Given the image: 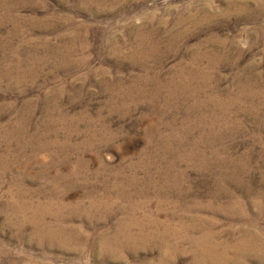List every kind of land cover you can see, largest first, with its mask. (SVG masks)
I'll return each mask as SVG.
<instances>
[{
  "label": "rangeland",
  "instance_id": "rangeland-1",
  "mask_svg": "<svg viewBox=\"0 0 264 264\" xmlns=\"http://www.w3.org/2000/svg\"><path fill=\"white\" fill-rule=\"evenodd\" d=\"M244 230L264 248V0H0V264H191Z\"/></svg>",
  "mask_w": 264,
  "mask_h": 264
},
{
  "label": "bare ground",
  "instance_id": "bare-ground-1",
  "mask_svg": "<svg viewBox=\"0 0 264 264\" xmlns=\"http://www.w3.org/2000/svg\"><path fill=\"white\" fill-rule=\"evenodd\" d=\"M10 5V4H9ZM261 12V11H260ZM206 18V17H205ZM251 19V18H250ZM197 21V20H196ZM153 50V49H152ZM152 54V53H151ZM67 55V54H66ZM70 55V54H69ZM150 55V54H149ZM198 55V54H197ZM194 56V57H192V60H194V63H191V65L190 66H192L193 68H191V69H188V70H184V71H187L186 72V74H185V76H190L189 77V79H184V80H181L180 81V83L182 82V84L183 83H188V82H190L191 83V81H193L194 79H195V77L197 78V77H202V76H204L205 77V75H207V72H206V70H202L203 72H201L197 67L199 66V55L198 56ZM223 56V55H222ZM68 57V56H67ZM65 59V58H64ZM132 59V58H131ZM214 60V59H213ZM138 62V61H137ZM212 64H214V61H212V62H210V64H209V67L210 66H212ZM75 65V64H74ZM81 65V64H80ZM219 66V65H218ZM141 67V66H140ZM208 67V66H207ZM15 68H16V66H15ZM142 68V67H141ZM182 68V67H181ZM17 69V68H16ZM200 71V72H199ZM176 72H178L177 74H179L180 72H183V70H177ZM176 74V75H177ZM208 76V75H207ZM174 79V78H173ZM173 79L172 80H170V81H164V82H161L160 84L158 83V85H155L154 86V88H153V90L154 89H161V90H164L165 91V97H167V96H169L170 95V92L169 93H166V91L167 90H170V88L171 87H173L170 91H172V90H174V88L175 87H177V85H176V81H173ZM177 80V79H176ZM198 80V79H197ZM201 80H205V79H201ZM257 80V79H256ZM152 81V80H151ZM156 82V81H155ZM202 82V84L203 83H205L206 81H201ZM240 82H241V80H240ZM133 83H134V81H133ZM177 83H179V82H177ZM179 83V84H180ZM146 84V83H145ZM214 84V83H213ZM239 84V83H238ZM107 85V84H106ZM112 85V84H111ZM188 85V84H187ZM136 86V85H135ZM142 86V85H141ZM184 86V85H183ZM212 86V85H211ZM215 86V85H214ZM243 86V85H242ZM122 88H123V86H121ZM121 88V89H122ZM139 88V87H138ZM150 88V87H149ZM148 88V89H149ZM164 88V89H163ZM240 88V87H239ZM241 88H244V86L243 87H241ZM114 89V88H113ZM129 89H132V87L131 88H128V90ZM141 89H142V87H141ZM140 89V90H141ZM144 89V88H143ZM181 89V88H180ZM183 89V88H182ZM245 90H243V91H246V92H251V93H253V94H255V95H258L257 93H256V90H254L253 91V89H251V90H248L247 91V89L246 88H244ZM176 90V89H175ZM241 90V89H240ZM182 91V90H181ZM196 91H197V89H194L193 91H189L190 92V97L194 94V93H196ZM106 92V91H105ZM115 92V91H114ZM116 92H118V91H116ZM143 92V91H142ZM144 92H147L148 93V91L145 89L144 90ZM198 92V91H197ZM237 92V91H236ZM174 93H178V92H174ZM188 93V92H187ZM124 94V93H123ZM129 94V93H128ZM128 94H127V96H128ZM154 94V93H153ZM186 94V93H185ZM198 94V93H197ZM259 94H260V92H259ZM112 95V94H111ZM110 95V96H111ZM117 95V94H116ZM144 95V94H143ZM147 95V94H146ZM188 95V94H187ZM202 95V94H201ZM241 95V94H240ZM118 96V95H117ZM121 96V95H120ZM176 96V94H174L173 96H172V98L173 97H175ZM189 96V95H188ZM215 96V95H214ZM238 96H239V94H238ZM237 96V97H238ZM123 97V96H122ZM189 97V98H190ZM209 97V96H208ZM115 98V97H114ZM124 98V97H123ZM133 98V97H132ZM187 98V97H186ZM216 98V97H215ZM219 98V97H218ZM234 99H235V97H233ZM248 98V97H247ZM108 99V98H107ZM150 99V98H149ZM220 99V98H219ZM231 99V98H230ZM240 99V98H239ZM161 100V99H160ZM184 100V99H183ZM113 101V100H112ZM129 101V100H128ZM145 101V100H144ZM223 101V100H222ZM231 101V100H230ZM247 101V100H246ZM126 102V101H125ZM129 103H130V101H129ZM206 103V102H205ZM227 103V102H226ZM235 103V102H234ZM240 103V102H239ZM243 103V102H242ZM248 103V102H247ZM116 104H117V102H116ZM119 104V103H118ZM137 104V103H136ZM199 104V103H198ZM204 104V103H203ZM219 104V103H218ZM221 104V103H220ZM120 105V104H119ZM188 105V104H187ZM186 105V106H187ZM172 106V105H171ZM192 106V105H191ZM216 106V105H215ZM231 106V105H230ZM190 107V106H189ZM202 107V106H201ZM210 107V106H209ZM244 107V106H243ZM248 107V106H247ZM220 108V107H219ZM237 108V107H236ZM251 108L252 109H255V107L254 106H252L251 105ZM127 109V108H126ZM159 109V108H158ZM157 109V110H158ZM181 109V108H180ZM225 109V108H224ZM238 109V108H237ZM243 109V108H242ZM115 110V109H114ZM212 111H214V110H212ZM216 111V110H215ZM255 110H253V112H254ZM129 113V112H128ZM220 113H221V111H220ZM205 114V113H204ZM209 115V114H208ZM207 115V116H208ZM212 115V114H211ZM220 115V114H219ZM203 116V115H202ZM149 117V116H148ZM152 117V116H151ZM200 117V116H199ZM232 117V116H231ZM101 118V117H100ZM150 118V117H149ZM196 118V117H195ZM202 118V117H201ZM161 119V118H160ZM227 119V118H226ZM20 120V119H19ZM99 120V119H98ZM148 120V119H147ZM216 120V119H215ZM151 121H153V120H151ZM157 121V120H156ZM234 121V120H233ZM17 123V122H16ZM15 123V124H16ZM150 123V122H149ZM153 123H155L154 121H153ZM18 124V123H17ZM104 124V123H103ZM203 124V123H202ZM204 124H206V123H204ZM152 125V124H151ZM154 125H156V124H154ZM158 125V124H157ZM199 125V124H198ZM210 126V125H209ZM206 127V126H205ZM220 128V127H219ZM158 129V128H157ZM156 129V130H157ZM213 129V128H212ZM215 129V128H214ZM95 130V129H94ZM187 132V131H186ZM218 132V131H217ZM152 133H153V131H152ZM185 133V132H184ZM213 133V132H212ZM211 133V134H212ZM159 134V133H158ZM171 134V133H170ZM179 134V133H178ZM108 135V134H107ZM146 135V134H145ZM162 135V134H161ZM173 135V134H172ZM214 135V134H213ZM168 136V135H167ZM171 136V135H170ZM175 136V135H174ZM107 137V136H106ZM111 137V136H110ZM213 137V136H212ZM174 138V137H173ZM176 138V137H175ZM107 139H108V137H107ZM149 139V138H148ZM185 139V138H184ZM183 139V140H184ZM110 140V139H109ZM168 140V139H167ZM174 140V139H173ZM181 140V139H180ZM182 140V141H183ZM148 141V140H147ZM164 141V140H163ZM177 141V140H176ZM213 141V140H212ZM171 142V141H170ZM164 143V142H163ZM199 142H197V143H195V145L196 144H198ZM164 145V144H163ZM175 145V144H174ZM211 145V144H210ZM160 146V145H159ZM162 146V145H161ZM195 147V146H194ZM206 147V146H205ZM210 148V147H209ZM198 149V148H197ZM205 149V148H204ZM214 149V148H213ZM165 150V149H164ZM178 150V149H177ZM190 150V149H189ZM210 150V149H209ZM147 151V150H146ZM201 151V150H200ZM185 152V151H184ZM188 152V151H187ZM189 154V153H188ZM198 154V153H197ZM196 154V155H197ZM224 154V153H223ZM174 155V154H173ZM209 155V154H208ZM229 155V154H228ZM185 156V155H184ZM187 156H190V155H187ZM194 156V155H193ZM199 156H202V155H199ZM200 158H202L203 159V157H200ZM181 159H182V157H181ZM188 159V158H187ZM160 160V159H159ZM195 161V160H194ZM224 161V160H223ZM227 161V160H226ZM239 161V160H238ZM185 162V161H184ZM172 163V162H171ZM217 163V162H216ZM205 165H206V163H205ZM231 166V165H230ZM167 170V169H166ZM166 173V172H165ZM168 173V172H167ZM167 175V174H166ZM168 176V175H167ZM69 179V178H68ZM86 179V178H85ZM68 181V180H67ZM221 182V181H220ZM215 183V182H214ZM119 187V186H118ZM113 190V189H112ZM196 191V190H195ZM119 192V191H118ZM140 192V191H139ZM156 192V191H155ZM208 195V194H207ZM92 198V197H91ZM118 198V197H117ZM101 200V199H100ZM90 202V201H89ZM96 202V201H95ZM117 202V201H116ZM128 202V201H127ZM92 203H94V201H92ZM96 204V203H95ZM107 204V203H106ZM156 204V203H155ZM97 205V204H96ZM108 205H110V204H108ZM46 206V205H45ZM48 206V205H47ZM59 206V205H58ZM70 206V205H69ZM74 206V205H73ZM136 206V205H135ZM235 205H233V207H234ZM43 207V206H42ZM61 207L62 208H65V207H67V205L65 206V205H60L59 207H58V209H61ZM100 207V206H99ZM123 207V206H122ZM232 207V206H231ZM37 208H38V206H37ZM46 208V207H45ZM51 208V207H50ZM110 208H111V206H110ZM155 208V207H154ZM43 209V208H42ZM107 209V208H106ZM238 209V208H237ZM138 210H140V209H138ZM34 212V211H33ZM41 212V211H40ZM230 213V212H229ZM247 213V212H246ZM40 214V213H39ZM35 216H38V215H35ZM88 217V216H87ZM96 217V216H95ZM30 218V217H29ZM37 218H39V217H37ZM127 218H129V217H127ZM25 219V218H24ZM35 219V218H34ZM40 219H41V217H40ZM124 220V219H123ZM144 220H148V219H144ZM192 220V219H191ZM135 222V221H134ZM148 222H150V221H148ZM193 222V221H192ZM202 222V221H201ZM204 222V221H203ZM187 223V222H186ZM39 224V223H38ZM38 224L36 225V229H37V231H39L38 229H40L39 228V226H38ZM41 224V223H40ZM44 224V223H43ZM124 224V223H123ZM126 224V223H125ZM128 224V223H127ZM183 224V223H182ZM191 224V223H190ZM35 225V224H34ZM153 225V224H152ZM193 225V224H192ZM42 226V230L43 231H45V232H48V233H52L51 234V236L50 237H56V234H57V232H56V230L54 229V227H48L47 225H41ZM119 226H120V224H119ZM148 226V225H147ZM175 226V225H174ZM56 227V226H55ZM187 227V226H186ZM185 227V228H186ZM66 228V227H65ZM124 228H125V226H124ZM157 228V227H156ZM159 228V227H158ZM180 228V227H179ZM35 229V230H36ZM150 229V228H149ZM148 229V230H149ZM163 229V228H162ZM172 229H174V231H172L173 233L174 232H176V233H174L173 235H171V236H173V239H174V242L175 243H177L178 242V240L180 239V238H182L183 236H187V237H189L187 234H183V233H181V232H179V229L178 228H173L172 227ZM202 229V228H201ZM204 229V228H203ZM41 230V229H40ZM116 230V229H115ZM169 230V229H168ZM171 230V229H170ZM181 230V229H180ZM139 231V230H138ZM137 231V232H138ZM208 231H209V229H208ZM59 232V231H58ZM140 232V231H139ZM146 232V231H145ZM149 232H151V231H149ZM166 232H168L169 233V231H165L164 233H166ZM116 233V232H115ZM129 233V232H128ZM163 233V234H164ZM242 233L245 235L244 237H242V240L240 241V247L239 246H236V245H234V246H230L229 244H227V243H225L224 245L222 244V247H223V250L222 251H219L217 248H218V246H216V244L213 242V241H211V238L213 237L212 235H210V233L209 232H205V235H204V237L202 238H199V239H193V246L192 247H196L195 248V250H194V256H193V261L191 262V264H213V263H215V262H220V264H241L242 263V260H243V262H244V260L245 259H247V257L249 256V252H251V251H253V250H256V251H254L255 253H257L258 255L257 256H260V258L264 255V254H260V253H258V251L259 252H261V251H263V247H262V245H263V241L261 240V239H259L260 237H258V234H255L254 232L253 233H250L249 231H247V230H244V231H242ZM78 234V233H77ZM120 234V233H119ZM131 234V233H130ZM140 234H141V232H140ZM152 234V233H151ZM144 234L145 236H149L150 238H151V236H154V237H156L154 234ZM170 234V233H169ZM199 234V233H198ZM203 234V233H202ZM40 235V234H39ZM48 235V234H47ZM67 235V234H66ZM123 235V234H122ZM143 235V234H142ZM142 235L140 236V237H142ZM77 236V235H76ZM75 236V237H76ZM129 236V235H128ZM145 236H143V237H145ZM49 237V236H48ZM106 237V236H105ZM135 237V236H134ZM140 237H138L137 236V238H140ZM159 237V236H158ZM196 237V236H195ZM117 238V237H116ZM124 238V237H123ZM160 238V237H159ZM198 238V237H197ZM41 239V238H40ZM130 239V238H129ZM132 239V238H131ZM143 239V238H142ZM191 239V238H190ZM111 240V239H110ZM122 240V239H121ZM188 240V239H187ZM107 241V240H106ZM126 241V240H125ZM137 241V240H136ZM153 241V240H152ZM160 241L162 242V245H165V250H167V249H169V250H171V249H173L174 251L173 252H175V253H177L178 251H179V249L181 248L180 246H179V244L178 245H172V246H168V247H166V245H167V243L166 242H168V240H167V238H166V235H163L162 236V239L160 238ZM191 241V240H190ZM140 242V241H139ZM148 242H149V240H148ZM132 243V242H131ZM137 243V242H136ZM160 243V242H159ZM181 243V242H180ZM184 244V243H183ZM117 245V244H116ZM130 245V244H129ZM143 245V244H142ZM232 245V244H231ZM135 246V245H134ZM220 246V245H219ZM236 246V248H235V250H237V256H239V258H235V257H233V258H231V256L229 257L228 255H226V254H224L225 253V251H227L228 249H230L231 247H235ZM193 248V249H194ZM238 248H239V250H238ZM107 250V249H106ZM235 252V251H234ZM239 252H240V254H239ZM254 252H251V253H254ZM164 253H165V251H164ZM231 253V252H230ZM107 254H108V252H107ZM264 257V256H263ZM262 257V258H263ZM261 258V259H262ZM163 260H165V259H162V261ZM258 260V259H257Z\"/></svg>",
  "mask_w": 264,
  "mask_h": 264
}]
</instances>
